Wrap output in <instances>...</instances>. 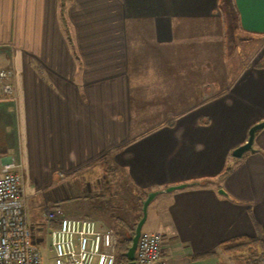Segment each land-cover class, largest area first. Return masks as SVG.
<instances>
[{"label":"crops","instance_id":"obj_1","mask_svg":"<svg viewBox=\"0 0 264 264\" xmlns=\"http://www.w3.org/2000/svg\"><path fill=\"white\" fill-rule=\"evenodd\" d=\"M225 6L0 0V69L15 86L0 100V173L21 165L31 201L109 230L134 223L113 214L117 178L137 220L157 192L142 231L162 234L166 264H231L223 241L264 240V129L254 152L232 156L264 120V0H231L244 40L258 42L233 72Z\"/></svg>","mask_w":264,"mask_h":264},{"label":"built area","instance_id":"obj_2","mask_svg":"<svg viewBox=\"0 0 264 264\" xmlns=\"http://www.w3.org/2000/svg\"><path fill=\"white\" fill-rule=\"evenodd\" d=\"M14 99V72L0 69V100ZM20 167L6 164L0 173V264H43L40 243L29 226L28 196ZM43 216L58 222L49 233L53 264H118V237L113 231L100 228L96 220L68 217L52 208H46ZM162 244L161 233L142 231L135 252L136 264H166Z\"/></svg>","mask_w":264,"mask_h":264},{"label":"rangeland","instance_id":"obj_3","mask_svg":"<svg viewBox=\"0 0 264 264\" xmlns=\"http://www.w3.org/2000/svg\"><path fill=\"white\" fill-rule=\"evenodd\" d=\"M225 4L229 8L228 12H230V16H231V21H230V19H227V21H226L227 39H226L225 52H226L227 62L230 66V69L233 72V70L239 69L242 66V64L247 62V59L250 57L249 51L252 52V50H254V48L258 44V42L254 41V42L250 43L249 40H244V37L239 32V28L236 25V18L233 14V9L231 7V0H226ZM245 44H246V46H245ZM224 69H225V65H222L221 67H219V66L216 67V83L221 82L217 78V76H219L220 73H222L224 71ZM120 177H121V175H120ZM79 178L82 179L83 178L82 175L79 176ZM79 178L75 179V182H78ZM84 179H86V178L84 177L83 181H84ZM118 180L119 179L117 178V182H118L117 188L120 191V193H119L120 196L116 200H113V202L111 203V206L117 208V209L114 208L113 214H115V215L119 214L120 218H122V216H123V218L126 217L127 220H129V221L131 220L134 222V223H132V225H129L126 227H124V224H122V226L121 225L119 226L115 222H113L111 224L110 229H111V231H113L117 235L118 241H119L122 237H126V236L129 237L130 236L128 229L130 227H132L135 223H138L140 221L139 220L140 217L137 220V217L139 214H138V210H136V208H133L134 200H133V198H131L129 193L127 191H125L123 186H121V185H123V184H120V182H122V181L121 180L118 181ZM111 189H113V186H111ZM104 191H105V189H104ZM27 196H28L27 208H28L29 226H30L31 231L34 234V237H36V239L40 243L39 246H40V248L43 252V256H44L43 264H53L52 260L50 259L51 255L49 252V233H50V229L53 227L49 226V222H46L47 219L44 218L41 221V217H42L41 213L46 208H51V207L47 206V205H43L41 207V205H39L40 204L39 201H37L38 199H36V200L33 199L31 201V198L29 197L28 193H27ZM90 196L93 197L94 194L91 193ZM60 204H62V203H60ZM139 212H140V216L143 215L142 204L140 206ZM111 213H108L109 216L111 215ZM108 214H102V215L100 214L98 217H101V219L103 217H106L108 219L109 218ZM91 217L95 218V216H93V215ZM134 218H136V219L134 220ZM146 230H148L147 227L144 228V231H146ZM39 237H40V239H39ZM231 259L233 260V262ZM230 261L232 262L231 264H233V263L238 264V261L236 260L234 255H232V258H230ZM218 262L220 264L221 261H218Z\"/></svg>","mask_w":264,"mask_h":264},{"label":"trees","instance_id":"obj_4","mask_svg":"<svg viewBox=\"0 0 264 264\" xmlns=\"http://www.w3.org/2000/svg\"><path fill=\"white\" fill-rule=\"evenodd\" d=\"M60 1L61 9L63 10L66 0ZM223 2L225 4V0H222V4ZM106 184L109 185V182L107 181ZM142 216L143 215L140 216V219L142 218ZM120 225L122 226V222H120ZM136 226L137 223H135L128 229L130 233L129 237H122L118 241V264H128L129 262L126 257V253L132 245V238L135 234ZM220 248L223 252L234 255L236 260L238 261V264H264V240L261 236L236 237L231 240L223 241L220 244Z\"/></svg>","mask_w":264,"mask_h":264},{"label":"water","instance_id":"obj_5","mask_svg":"<svg viewBox=\"0 0 264 264\" xmlns=\"http://www.w3.org/2000/svg\"><path fill=\"white\" fill-rule=\"evenodd\" d=\"M264 129V120L255 124L254 126H252L249 130V135H248V139L247 142L241 146H239L238 148H236L233 153L232 156L236 157V158H241L244 154H246L247 152H254V148H253V144H254V139H255V135L259 130H263ZM173 189V188H171ZM157 195V192H152L147 196V199L143 202V217L140 219V221L137 223L136 229H135V234L132 238V245L130 246V248L128 249L127 253H126V257L128 259V264H136L135 262V252H136V247H137V243H138V239L141 235L142 232V228L143 225L146 221L147 218V209L148 206L150 204V202L152 201V199Z\"/></svg>","mask_w":264,"mask_h":264}]
</instances>
